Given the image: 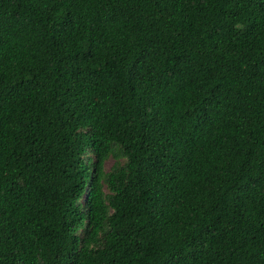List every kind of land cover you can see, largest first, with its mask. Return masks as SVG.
I'll return each instance as SVG.
<instances>
[{"label": "trees", "instance_id": "trees-1", "mask_svg": "<svg viewBox=\"0 0 264 264\" xmlns=\"http://www.w3.org/2000/svg\"><path fill=\"white\" fill-rule=\"evenodd\" d=\"M0 264H264V0H0Z\"/></svg>", "mask_w": 264, "mask_h": 264}, {"label": "rangeland", "instance_id": "rangeland-1", "mask_svg": "<svg viewBox=\"0 0 264 264\" xmlns=\"http://www.w3.org/2000/svg\"><path fill=\"white\" fill-rule=\"evenodd\" d=\"M112 162L111 161H108L105 165L106 169H108L110 166H111Z\"/></svg>", "mask_w": 264, "mask_h": 264}]
</instances>
